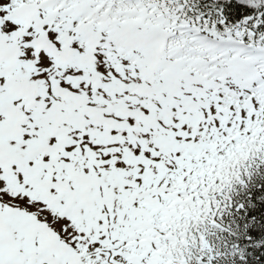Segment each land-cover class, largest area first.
<instances>
[{
	"label": "snow or ice",
	"instance_id": "snow-or-ice-1",
	"mask_svg": "<svg viewBox=\"0 0 264 264\" xmlns=\"http://www.w3.org/2000/svg\"><path fill=\"white\" fill-rule=\"evenodd\" d=\"M0 264H264V0H0Z\"/></svg>",
	"mask_w": 264,
	"mask_h": 264
}]
</instances>
